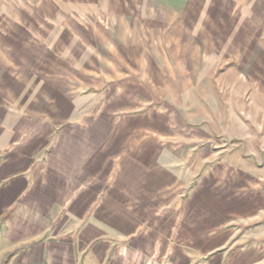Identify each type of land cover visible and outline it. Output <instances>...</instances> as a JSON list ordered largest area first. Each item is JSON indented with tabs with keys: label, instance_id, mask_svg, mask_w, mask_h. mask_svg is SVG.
I'll return each mask as SVG.
<instances>
[{
	"label": "crops",
	"instance_id": "obj_1",
	"mask_svg": "<svg viewBox=\"0 0 264 264\" xmlns=\"http://www.w3.org/2000/svg\"><path fill=\"white\" fill-rule=\"evenodd\" d=\"M163 13H154L148 28L179 24L175 52L186 70L179 76L183 85L190 66L202 69L209 60L212 68L227 69L234 77L218 76L212 85L253 84L249 70L259 69L264 59V0H164ZM12 33L0 30V37L11 43L17 39ZM199 43L211 48L208 54L199 51ZM52 46L33 63L26 61L25 51L0 47L10 55L0 63L1 260L164 264L191 262L192 254L214 256L221 245L214 232L219 225L204 235L205 202L211 220L221 209L202 175L187 174L186 168L192 161L188 151L196 153L199 145L165 139L172 126L168 111H157L147 95L153 80L77 77L75 70L91 68V61L107 69L102 52L88 48L89 67L77 68L59 61ZM156 117L166 131L159 130Z\"/></svg>",
	"mask_w": 264,
	"mask_h": 264
},
{
	"label": "rangeland",
	"instance_id": "obj_2",
	"mask_svg": "<svg viewBox=\"0 0 264 264\" xmlns=\"http://www.w3.org/2000/svg\"><path fill=\"white\" fill-rule=\"evenodd\" d=\"M163 1L0 0V30L17 35L11 43L0 37V47L3 51H25L26 61L33 63L43 53L46 56V47L53 45L59 61H71L77 68L89 67L87 49L93 52L97 48L108 68L97 69L91 61V68L75 70L77 77L111 81L137 75L141 80H153L147 95L157 101V111H168L172 126L170 139H165L174 143L187 139L199 145L197 155L188 151L192 161L186 167L187 174L202 175L205 189H213L214 202L218 201L221 209L219 219L214 215L211 220V208L205 202L204 235L219 225V231L214 232L221 245L214 256L192 254V259L188 256L191 262L171 260L164 264H264V59L259 69L249 70L252 85H212L218 76L226 80L234 77L227 69L212 68L211 60L202 64V69L187 63L192 68L187 70L189 79L183 85L179 76L186 70L175 52L182 33L178 23L172 22L165 30L148 28L149 19L164 17ZM16 23H21L24 31L15 27ZM112 29L111 34L108 31ZM78 42L88 44L87 48ZM261 45L264 52V43ZM197 46L207 53L209 46ZM190 51L192 61L194 48ZM5 53H0V63L10 58ZM126 63L128 69L123 68ZM121 67L123 70L117 69ZM155 121L159 130L167 129L162 118ZM183 128L191 129V134L181 133ZM183 248L186 254L191 252V248ZM4 249L0 245V264H12L10 256L6 262L1 260Z\"/></svg>",
	"mask_w": 264,
	"mask_h": 264
}]
</instances>
